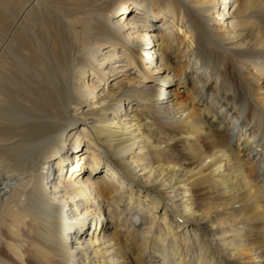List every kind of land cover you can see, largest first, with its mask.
Returning <instances> with one entry per match:
<instances>
[{
    "label": "bare ground",
    "instance_id": "1",
    "mask_svg": "<svg viewBox=\"0 0 264 264\" xmlns=\"http://www.w3.org/2000/svg\"><path fill=\"white\" fill-rule=\"evenodd\" d=\"M0 264H264V0H0Z\"/></svg>",
    "mask_w": 264,
    "mask_h": 264
},
{
    "label": "rangeland",
    "instance_id": "2",
    "mask_svg": "<svg viewBox=\"0 0 264 264\" xmlns=\"http://www.w3.org/2000/svg\"><path fill=\"white\" fill-rule=\"evenodd\" d=\"M221 6H223V5H221ZM220 10L221 11L222 10L225 11V8L221 7ZM153 59L155 60V57ZM156 67H157V63L155 64L154 68H156ZM110 81H112V80L108 79L107 81H105V83H103V84H101L99 86H101L102 88L107 87V85H109L108 83H110ZM97 94H98V92H97ZM96 98H97V96H95L94 99H96ZM124 100H126V99H124ZM134 104H135V102L130 104V105H132L130 110H132V107L134 108V106H136ZM116 106H117L118 109L119 108L121 109L120 110L121 112H124V108H126V110H128V108H129L127 103L124 104V103H121V101H119ZM149 120H150L149 123L152 124V126L151 127L149 126V128H151V129L154 128L155 129V133L156 132H162L163 133V132L166 131L164 122L161 121L156 115L152 114V117L151 118L149 117ZM170 145L172 146L171 148H172V151H174V155H176V154L179 155V153H181L185 149V145L183 144V139L177 140L175 143L170 144ZM148 156L150 157V154H148ZM126 202L127 201H122L120 206H119V209H125L126 208ZM186 202H187V200H184L183 206L186 205L185 204ZM122 211L124 212L122 217L126 221V223H131L132 222V223L135 224L134 233L137 234V235H142V233H144V229L146 227V226H144V224H142V220L144 219V217L142 216V212H138L136 214L137 210L132 208V207L128 210V214H127V211H124V210H122ZM176 223H179L178 220H177V222L174 221V225H176ZM196 227L197 226L194 225V224L193 225L191 224V225L185 226V227H184L183 224H181V226L176 230V232H177V235H179V236H180L181 233H183V235L187 237L186 245H190V244H192L191 242L193 240H196L200 236L199 234L197 236H195V235H193L191 233L192 232V228H196ZM110 230H113V228H111ZM189 233H191V236H189L190 235ZM199 233H200V230H199ZM194 236H195V238H192ZM188 256H191L192 258H193V256H196V250L195 249L192 250V247H190Z\"/></svg>",
    "mask_w": 264,
    "mask_h": 264
}]
</instances>
